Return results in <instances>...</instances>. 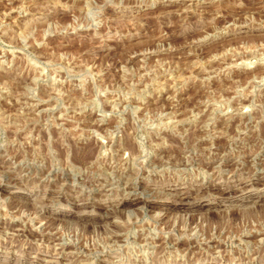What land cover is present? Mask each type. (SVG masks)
I'll use <instances>...</instances> for the list:
<instances>
[{"label":"rangeland","instance_id":"374dc122","mask_svg":"<svg viewBox=\"0 0 264 264\" xmlns=\"http://www.w3.org/2000/svg\"><path fill=\"white\" fill-rule=\"evenodd\" d=\"M0 264H264V0H0Z\"/></svg>","mask_w":264,"mask_h":264},{"label":"bare ground","instance_id":"6f19581e","mask_svg":"<svg viewBox=\"0 0 264 264\" xmlns=\"http://www.w3.org/2000/svg\"><path fill=\"white\" fill-rule=\"evenodd\" d=\"M109 183H111V182H109ZM115 184H116V183H115ZM88 188H89V187H88ZM133 201H134V202H138V201H139V203H142L144 200H143V199L140 200V199L138 198V199H133ZM123 244H124V243H123ZM90 260H91V259H90ZM91 261H92V260H91Z\"/></svg>","mask_w":264,"mask_h":264}]
</instances>
